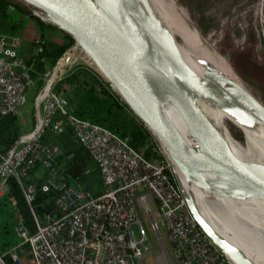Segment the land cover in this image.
<instances>
[{
  "label": "built area",
  "instance_id": "1",
  "mask_svg": "<svg viewBox=\"0 0 264 264\" xmlns=\"http://www.w3.org/2000/svg\"><path fill=\"white\" fill-rule=\"evenodd\" d=\"M29 9L47 21L36 7ZM35 43L38 55L43 45ZM19 47L18 35L0 33V116L17 115L34 85V57L21 56ZM73 72L59 78L58 88L54 82L48 87L32 131L0 150V196L13 178L35 224L33 233L22 221L14 226L21 241L0 254V264H140L150 252L141 211L158 240L163 226L178 264H226L221 247L199 226L172 179L173 162L162 142L121 97L130 116L149 130L150 148L159 158H147L126 137L78 117L70 99L82 85ZM50 131L70 132L88 152L99 173L97 192L66 172L74 153L63 152L54 137H48ZM91 172L90 167L83 170L84 175ZM38 193L51 194L53 209L43 216L32 206Z\"/></svg>",
  "mask_w": 264,
  "mask_h": 264
},
{
  "label": "bare ground",
  "instance_id": "2",
  "mask_svg": "<svg viewBox=\"0 0 264 264\" xmlns=\"http://www.w3.org/2000/svg\"><path fill=\"white\" fill-rule=\"evenodd\" d=\"M88 1L106 19L111 22L118 20L128 31L135 34L149 57L174 74L170 59L134 13L132 6L138 7L142 15L150 20L154 32L168 43L184 64L216 96L217 100L213 101L186 87L192 102L214 127L224 147L239 161L264 174V118L254 109L249 96L260 104L262 102L239 75L235 72L229 75L225 71L224 60L213 45L207 46L204 39L195 38L184 27V21L191 20L190 14L181 5L178 7L174 0H169V4H164V0ZM131 1L132 6L128 3ZM38 15L44 19L49 17L46 13ZM188 25L193 28V24ZM215 50L218 56L213 53ZM61 58L56 72L80 60L108 81L94 58L78 41ZM56 77L55 75L52 78L49 86ZM113 88L118 92L114 86ZM156 100L184 145L192 153L201 155L202 148L170 97L160 91L156 94ZM232 128L243 134V141L239 140ZM172 162L187 205L198 214L213 235L227 263L264 264V199L252 191L238 187L230 179L204 172L194 177L176 161ZM197 189L208 196L197 199ZM216 218H220L228 226L230 234L219 228Z\"/></svg>",
  "mask_w": 264,
  "mask_h": 264
},
{
  "label": "water",
  "instance_id": "3",
  "mask_svg": "<svg viewBox=\"0 0 264 264\" xmlns=\"http://www.w3.org/2000/svg\"><path fill=\"white\" fill-rule=\"evenodd\" d=\"M49 15L47 21L68 33L94 58L108 82L158 137L172 161L190 175L204 172L234 181L238 187L264 199V174L239 161L224 147L211 123L192 102L186 87L216 101L210 88L194 74L153 30L150 20L128 2L170 59L174 74L147 54L141 40L118 20L106 19L88 0H21ZM64 54V53H63ZM170 97L188 129L202 148L192 153L162 112L156 94ZM254 109L264 118V105L249 96ZM191 209V208H190ZM199 226L216 243L198 214L191 210ZM219 245V244H218Z\"/></svg>",
  "mask_w": 264,
  "mask_h": 264
},
{
  "label": "rangeland",
  "instance_id": "4",
  "mask_svg": "<svg viewBox=\"0 0 264 264\" xmlns=\"http://www.w3.org/2000/svg\"><path fill=\"white\" fill-rule=\"evenodd\" d=\"M12 1L21 4L25 8H30L29 4H26L21 0ZM162 2L164 4H169V0H164ZM174 2L178 7L181 5V8H183L188 15L190 14L189 17L191 22L184 21V27L188 29L195 38L199 40L204 39L203 41L207 46L212 47L213 45L224 60L225 71L228 72L229 75L233 72H235L236 75H239L249 86L255 97L264 104V76L258 75L254 68L249 66V64L246 63L247 60H245L246 55L253 61L261 62L264 60V0H174ZM45 22L50 23L49 21ZM188 24H193L191 26H193L194 29ZM250 33L255 34L253 44L248 42ZM178 42L180 43V41ZM74 44L75 40L70 48ZM69 49H67L66 53ZM216 50L213 51V53L218 56ZM61 59L57 60L59 62L56 61L54 64H49L44 73H38L35 76L34 85L30 91H28L27 101L23 106L24 111L28 113L25 123L20 121V113L16 115V119L21 127V134L24 125L28 126L34 124L36 116L42 109L43 96L48 89L52 78L55 75L57 76L55 78L56 80H54V84L56 83L57 85L59 78L63 77L76 65H82L89 69L90 72L86 75L88 80L94 83H97L99 79L107 82L109 87L124 100L122 95L115 91L113 86L107 80H105L93 68L84 64L80 60L72 62L61 71L56 72ZM63 80L66 81L65 78ZM65 83L70 85L69 81ZM79 84L81 85V82ZM232 129L239 140L243 141V134L235 128ZM228 132L231 134V131L228 130ZM60 136L61 138L55 137V140L63 152L69 151L73 148L79 154L84 155L82 149H80L74 142L69 133L60 134ZM90 164L92 165L90 167L92 172L89 174V188L92 191L97 192L99 190V173L92 160H90ZM169 173L179 187L180 184L178 185L179 181L174 169H170ZM179 188H181V186ZM197 194V199L208 196V194H205L200 189H197ZM4 195H7V193H3L0 196V236L6 232L5 238L7 237L10 241L12 240L15 246L21 240L16 235L14 226L19 221L25 222V218L19 214V208L14 197H6ZM154 215H157L155 209ZM140 219L146 230L148 243L150 245V252L146 254L140 264H178L171 254V246L163 226L161 225L160 231L162 239L158 240L155 232L150 228L148 217L142 211L140 212ZM216 220L219 228L225 233L230 234L228 226L220 218H216ZM5 222H7L10 227L7 231H4L5 229L1 226V224L3 223L4 225ZM28 222L29 220L25 223ZM226 264L228 263L226 262Z\"/></svg>",
  "mask_w": 264,
  "mask_h": 264
},
{
  "label": "trees",
  "instance_id": "5",
  "mask_svg": "<svg viewBox=\"0 0 264 264\" xmlns=\"http://www.w3.org/2000/svg\"><path fill=\"white\" fill-rule=\"evenodd\" d=\"M21 11L32 16L30 9L23 7L21 4L16 3L12 0H0V20L11 21V26L15 27V22L11 16L13 12ZM63 37L65 39L64 44H49L44 45L42 39H38L43 45V52L34 57V67L35 72L33 77L38 73H44L46 70V63L54 64L59 60L73 44L74 39L66 32L63 31ZM255 34L250 33L248 37L249 43H254ZM245 54V53H242ZM245 60L249 66L254 68L256 73L260 76H264V60L263 61H253L247 55ZM58 62V61H57ZM245 64V65H247ZM89 69L82 66L76 65L74 67L73 77L81 82L82 87H77V94L71 96V102L74 106V113L82 118L89 120L93 123L102 125L122 137H126L129 143L141 151L147 158L156 159L159 158L150 148L149 145V130L144 127L138 120L130 116L129 112L125 109V104L119 100V95L111 90L109 84L102 80L94 83L88 80ZM86 74V75H83ZM59 87V83L56 88ZM64 133L70 132L66 131ZM21 135V127L16 119V115L8 114L0 116V150L6 151ZM62 136V135H61ZM61 138V137H60ZM75 142V141H74ZM80 149L84 152V155L79 154L73 148L66 152H73V159L66 166V172L82 186L89 187V175H84L83 170L91 167L90 156L88 152L81 147L77 142H75ZM78 148V149H79ZM89 160V162H88ZM9 189L7 191L8 197H14L16 204L19 208L18 212L21 216L25 218V222L29 220L28 223L23 222V224L28 228L30 233L35 231V224L33 220L30 208L23 196V193L13 178L8 179ZM51 194L38 193L35 200L32 203L34 212L38 216H43L45 213L53 209V204L50 200ZM23 219V218H22ZM4 231L10 229L7 222L1 224ZM6 232L0 236V254H3L7 249L14 246V242L7 239ZM18 243V242H17ZM15 243V244H17ZM11 245V246H10Z\"/></svg>",
  "mask_w": 264,
  "mask_h": 264
},
{
  "label": "crops",
  "instance_id": "6",
  "mask_svg": "<svg viewBox=\"0 0 264 264\" xmlns=\"http://www.w3.org/2000/svg\"><path fill=\"white\" fill-rule=\"evenodd\" d=\"M11 16L14 18L13 21L16 24L15 27L11 26L12 22L9 20H5V21L0 20V33H5L8 35H18L20 37L19 54L21 56L25 58L35 57L36 56L35 41L38 39H42L45 46L49 44H64L65 43V39L63 37V30L59 29L52 23L42 21L36 16H33V15L30 16L21 11L13 12ZM48 65L49 64L46 63L45 68H47ZM83 75H86V74H83ZM75 94H77V92ZM71 104L73 106L72 102ZM19 113L21 114L20 121H23L25 123L28 113L24 111V107L20 109ZM41 113H42V109L39 111V114L37 116L35 114L36 119H35L34 124H31L28 126L24 125V128H23L24 130L22 129L21 135L32 131ZM48 137H54L55 139V137L59 138L61 136L56 135L50 131L48 133ZM71 138L73 139L72 135H71ZM41 172H42L41 169H38L36 171V174L41 175Z\"/></svg>",
  "mask_w": 264,
  "mask_h": 264
}]
</instances>
